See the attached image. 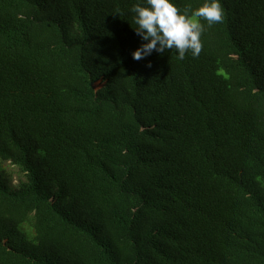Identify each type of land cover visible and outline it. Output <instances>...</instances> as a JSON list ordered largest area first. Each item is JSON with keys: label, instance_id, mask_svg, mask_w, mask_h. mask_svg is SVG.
Listing matches in <instances>:
<instances>
[{"label": "trees", "instance_id": "obj_1", "mask_svg": "<svg viewBox=\"0 0 264 264\" xmlns=\"http://www.w3.org/2000/svg\"><path fill=\"white\" fill-rule=\"evenodd\" d=\"M137 2L0 0V264H264V0L140 60Z\"/></svg>", "mask_w": 264, "mask_h": 264}, {"label": "clouds", "instance_id": "obj_2", "mask_svg": "<svg viewBox=\"0 0 264 264\" xmlns=\"http://www.w3.org/2000/svg\"><path fill=\"white\" fill-rule=\"evenodd\" d=\"M135 32L141 38V45L132 52L135 60L150 56L153 51L163 53L175 49L179 59L187 52L198 56L202 50V33L207 21L208 27L223 20L221 0H203L191 9H179L175 0H138L132 6Z\"/></svg>", "mask_w": 264, "mask_h": 264}, {"label": "rangeland", "instance_id": "obj_3", "mask_svg": "<svg viewBox=\"0 0 264 264\" xmlns=\"http://www.w3.org/2000/svg\"><path fill=\"white\" fill-rule=\"evenodd\" d=\"M2 172L11 179L12 185H17L20 180H24V175L14 166L9 163H0ZM25 226H20L23 229Z\"/></svg>", "mask_w": 264, "mask_h": 264}]
</instances>
